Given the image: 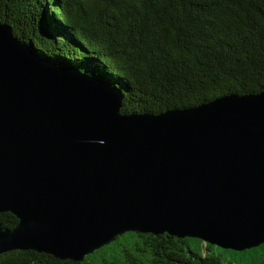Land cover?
Returning a JSON list of instances; mask_svg holds the SVG:
<instances>
[{"label": "water", "instance_id": "1", "mask_svg": "<svg viewBox=\"0 0 264 264\" xmlns=\"http://www.w3.org/2000/svg\"><path fill=\"white\" fill-rule=\"evenodd\" d=\"M110 84L0 22V254L84 258L127 233L264 245V92L122 114Z\"/></svg>", "mask_w": 264, "mask_h": 264}, {"label": "trees", "instance_id": "2", "mask_svg": "<svg viewBox=\"0 0 264 264\" xmlns=\"http://www.w3.org/2000/svg\"><path fill=\"white\" fill-rule=\"evenodd\" d=\"M0 22L55 65L118 88L122 114L264 92V0H0ZM18 222L0 213L5 228ZM0 264H264V245L131 232L82 262L16 250Z\"/></svg>", "mask_w": 264, "mask_h": 264}]
</instances>
